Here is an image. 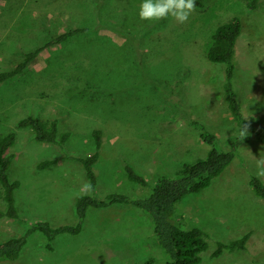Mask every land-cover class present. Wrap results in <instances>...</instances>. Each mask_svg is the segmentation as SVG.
Listing matches in <instances>:
<instances>
[{"label":"rangeland","instance_id":"rangeland-1","mask_svg":"<svg viewBox=\"0 0 264 264\" xmlns=\"http://www.w3.org/2000/svg\"><path fill=\"white\" fill-rule=\"evenodd\" d=\"M71 1L46 6L52 0H0V71L16 65L27 43L49 40L52 28H89L46 48L23 74L0 84V135H17L9 175L20 182L15 196L21 216L0 217V240L25 235L40 220L76 224L80 195L147 197L160 176H176L183 164L207 155L209 146L189 120L201 121L221 148L230 149V139L246 129L233 121L224 99L225 64L211 62L206 52L216 24L234 15L243 25L234 53L237 98L248 126L264 127V0L255 9L246 0H197L183 22L172 16L141 19V0ZM28 115L58 119L62 132H71L69 140L38 141L18 125ZM95 129L103 143L92 190L75 158L95 152ZM47 159L57 163L39 169ZM258 160H264V141L252 134L210 186L177 204L179 220L208 233L201 264H264V198L250 184L253 176L264 182ZM127 166L150 184L130 181ZM246 233L245 249L213 256L219 242ZM47 242L43 233H32L22 263L167 262L151 216L128 204L90 207L79 234L56 236L52 249Z\"/></svg>","mask_w":264,"mask_h":264},{"label":"trees","instance_id":"trees-1","mask_svg":"<svg viewBox=\"0 0 264 264\" xmlns=\"http://www.w3.org/2000/svg\"><path fill=\"white\" fill-rule=\"evenodd\" d=\"M103 2V0H91ZM259 0H246L249 8H256ZM61 2V1H60ZM59 0H52L50 5H57ZM76 3L75 0L69 4ZM197 3V0L196 2ZM55 5V6H56ZM74 5V4H73ZM217 25V26H216ZM211 36V42L206 52V57L213 63L225 64V79L223 83L224 99L228 110L231 112L233 121L238 126L244 127L246 131L230 139L231 148L223 149L219 146V138L205 124L198 120H189V125L200 131L204 142L209 146L207 155L193 163H185L177 171L176 176L162 175L153 186L147 197H130L122 193H111L105 198H99L93 194H85L76 197V213L78 222L74 225L63 224L53 225L50 221L40 220L31 225L25 235L13 236L0 240V262L19 264L22 260L23 250L28 242V237L34 232L43 233L48 242L46 246L52 249L51 241L60 234H79L83 229L84 221L90 207L109 208L115 204H128L140 208L149 214L153 220V231L158 245L166 253V264H201L202 254L208 250V233L200 227H187L177 216V204L190 194L200 193L210 186L215 178L220 176L234 160L237 148L249 135H256L259 140L264 141V127H249L243 118L242 108L237 98L234 86V53L237 38L242 32V20L238 16L217 23ZM87 26L72 27L65 31H56L52 28L50 39L45 43L31 46L26 44L23 57L16 65L8 70L0 71V84L23 74L37 59L40 53L48 47L67 42L74 36L86 33ZM35 36V35H34ZM18 125L22 128H29L35 138L40 142L65 144L71 132L60 129L58 119H43L39 116L28 115L20 120ZM96 150L86 157H76L85 169L92 190L96 189L97 175L94 166L100 157L102 147V131L93 130ZM17 135L10 132L0 135V199L4 208L0 209V217L21 219L16 205L15 191L20 182L11 179L9 171L12 165L14 154L12 148L16 143ZM57 163V159H47L38 164L39 169L49 168ZM128 179L142 186L150 183L145 176L136 172L132 167L127 166ZM250 184L253 193L264 198V182L256 176L251 178ZM249 233L240 238L226 242H219L213 252V256H219L225 250L245 249L249 239ZM156 257H150L142 264H154Z\"/></svg>","mask_w":264,"mask_h":264},{"label":"clouds","instance_id":"clouds-1","mask_svg":"<svg viewBox=\"0 0 264 264\" xmlns=\"http://www.w3.org/2000/svg\"><path fill=\"white\" fill-rule=\"evenodd\" d=\"M194 8V0H141L138 15L141 19H160L172 16L183 22ZM243 135V133H241ZM264 160L257 161V174L264 175Z\"/></svg>","mask_w":264,"mask_h":264},{"label":"crops","instance_id":"crops-1","mask_svg":"<svg viewBox=\"0 0 264 264\" xmlns=\"http://www.w3.org/2000/svg\"><path fill=\"white\" fill-rule=\"evenodd\" d=\"M27 263H28V262H27ZM19 264H24V263H22V261H20Z\"/></svg>","mask_w":264,"mask_h":264}]
</instances>
